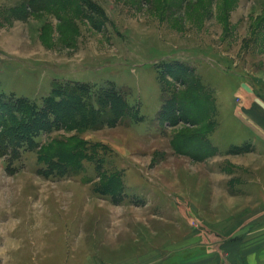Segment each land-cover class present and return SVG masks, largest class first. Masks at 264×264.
<instances>
[{
    "label": "rangeland",
    "instance_id": "1",
    "mask_svg": "<svg viewBox=\"0 0 264 264\" xmlns=\"http://www.w3.org/2000/svg\"><path fill=\"white\" fill-rule=\"evenodd\" d=\"M22 1L0 2V96L43 107L61 84L124 86L139 120L0 155V264H264L263 208L230 179L245 177L234 146L254 145L214 101L223 76L264 82V0H91L74 39L54 15L18 19ZM77 150L88 158L61 176ZM213 173L221 184L200 187Z\"/></svg>",
    "mask_w": 264,
    "mask_h": 264
},
{
    "label": "trees",
    "instance_id": "2",
    "mask_svg": "<svg viewBox=\"0 0 264 264\" xmlns=\"http://www.w3.org/2000/svg\"><path fill=\"white\" fill-rule=\"evenodd\" d=\"M86 6L92 7L91 0H23L15 10L21 12V16H18V19L21 20L27 19L30 15H54L61 22L62 27L74 28L72 35L74 39L77 35L75 30L78 28V23L83 19H90L85 11ZM129 96L130 91L124 86L102 87L94 93L90 85L80 83L55 86L51 93L45 97L43 107H39L35 102L25 97L6 100L3 98L4 96H0V155L9 156L10 162L16 160L21 155L19 149L25 144L36 145L34 139L39 133L51 134L58 129L65 131L100 130L104 127L125 126L132 123L133 120L138 121V113L131 105ZM183 96L184 94H182ZM199 98V95H196L194 101L189 102L185 97L183 100L189 105L193 103L194 107L198 109ZM191 110L193 111V109ZM163 114L165 113H160V116ZM166 115L168 117L175 116L174 113ZM205 140L200 141V137H198L194 141L195 149L200 146V142L204 143ZM234 147L235 151L237 148L239 149L238 152L236 151L237 153L248 152L242 149V146ZM173 148L177 153L183 151L176 144H173ZM192 148L194 147L192 146ZM78 150L76 154L73 152L67 154L70 157L65 160L61 159L64 163H69L65 167H57L61 176L69 175V165L74 164L77 160H79L77 164H80L88 158ZM201 160L203 159L201 158ZM117 180L116 185L114 184L116 189H122L123 184L121 185L118 178Z\"/></svg>",
    "mask_w": 264,
    "mask_h": 264
},
{
    "label": "crops",
    "instance_id": "3",
    "mask_svg": "<svg viewBox=\"0 0 264 264\" xmlns=\"http://www.w3.org/2000/svg\"><path fill=\"white\" fill-rule=\"evenodd\" d=\"M2 0H0L1 2ZM234 78V77H233ZM227 77L223 76L222 80L223 83L220 85V89L218 90V97H216V94L214 96V101L216 104V108L218 109V114L221 112V105L225 106L224 109L225 115L227 117H230L236 128L237 135H240L243 133L244 139H242L244 142L252 143L254 145V149L252 151L245 152L243 154H230V164H232L234 167L241 169L245 173L244 178H238V177H232L231 176V184L235 186H241L245 187L243 190L244 195H242L244 200L242 201H248V202H260L261 203V210L260 213H263L262 216L258 220H254L252 223L253 226L255 225H261V230L264 231V90H259L258 86H261L262 89L264 88V82L263 79H259L254 83V86L251 82L247 81L245 83H241V81H237L235 78L232 81V79H227ZM232 81V83L235 84L234 87H228L225 83H228ZM235 88V89H234ZM218 125L221 126V123L218 121ZM242 129V130H240ZM215 133V132H214ZM217 147L216 145H214ZM233 146V145H232ZM231 146V147H232ZM218 148V147H217ZM220 149V148H219ZM230 151V149L228 148ZM220 151V150H219ZM216 173H213L215 176ZM231 175V174H230ZM234 178V179H232ZM201 186L208 185V181H210V184L212 183L215 185H220L222 181H220V175L216 174L215 177L212 179L207 178H201ZM186 182V181H184ZM259 187V188H258ZM253 188L256 190L255 194L248 193L249 191H252ZM173 193H178L176 191H172ZM246 193V195H245ZM240 197V196H239ZM214 201H216L214 199ZM202 202V201H200ZM245 210V211H244ZM238 213H255L252 208L245 206V209L241 210ZM178 217L183 218L184 216L179 213L177 214ZM149 221H158V219H161L159 216H156V214L149 213ZM171 220L170 222H172ZM165 223H168L167 220H164ZM173 226V222L171 224ZM167 228V227H166ZM176 230L182 232V227H176ZM170 230L173 231V228L170 227ZM185 230V229H184ZM169 232V233H172ZM157 234V233H155ZM181 238L186 237L185 235H182ZM186 239V238H185ZM183 238L179 243L177 244H183L185 241ZM172 238L164 237L165 243L170 242L171 243ZM187 243V242H184ZM166 246V245H165ZM168 247V246H166ZM182 248V247H181ZM263 253V259H264V247L262 248Z\"/></svg>",
    "mask_w": 264,
    "mask_h": 264
}]
</instances>
